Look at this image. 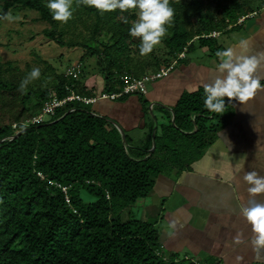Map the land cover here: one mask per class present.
<instances>
[{
  "label": "trees",
  "instance_id": "trees-1",
  "mask_svg": "<svg viewBox=\"0 0 264 264\" xmlns=\"http://www.w3.org/2000/svg\"><path fill=\"white\" fill-rule=\"evenodd\" d=\"M169 4L174 16L163 38L166 60L140 55V38L128 31L137 19L135 10L101 14L83 4L77 7L73 0L72 18L63 23L52 18L46 0H7L2 6L0 20L10 8L34 10L50 24L47 36L102 54L106 85L97 93L88 90L84 76L76 78L40 58L45 63L40 78L21 92L18 85L33 66L22 70L0 59V264H221L181 258L178 252L166 254L158 216L144 214V201L158 175L189 168L207 145V136L215 133L208 120L219 119V113L204 107L202 88L185 93L173 108L174 118L169 115L156 124V131L153 125L143 145H134L124 127L95 108L103 100L111 101L106 98L90 104L73 100L49 119L27 123L54 95L101 97L119 91L122 75L140 77L175 59L183 63L198 46L216 56L224 49L219 37L240 28L264 7V0H169ZM81 25L87 36L86 31L78 32ZM213 31L220 35H210ZM100 32L110 34V40L98 38ZM134 94L148 110L143 94L117 99ZM225 102L227 107V98ZM190 125L196 127L194 133L186 132Z\"/></svg>",
  "mask_w": 264,
  "mask_h": 264
},
{
  "label": "crops",
  "instance_id": "crops-1",
  "mask_svg": "<svg viewBox=\"0 0 264 264\" xmlns=\"http://www.w3.org/2000/svg\"><path fill=\"white\" fill-rule=\"evenodd\" d=\"M236 31H244V36L234 40L235 32L225 33L229 38L222 43L224 48L233 47L237 54L260 57L256 75L264 83V7ZM242 37L249 42L247 50L238 47ZM213 58L209 63L198 57L180 63V67L150 84L149 93L144 96L149 101L148 110L138 94L124 101L103 100L95 108L111 116L134 142L143 145L153 125L167 121L169 115L174 118L173 108L185 93L203 89L205 83H212L220 75L216 69L219 58ZM208 122L215 127V133L207 136L201 154L175 176L162 174L144 208L148 215L168 221L160 241L172 252L186 249L196 259L201 257L202 262L213 259L221 264H264V252L258 260L252 250L251 226L240 212L251 199L244 173L255 170L264 176V91L244 106L232 98L219 113V119L211 116ZM189 128L187 133L196 130L192 125ZM256 199L264 201V194H257ZM161 224L157 222V226ZM186 257L191 255L187 253Z\"/></svg>",
  "mask_w": 264,
  "mask_h": 264
},
{
  "label": "clouds",
  "instance_id": "clouds-1",
  "mask_svg": "<svg viewBox=\"0 0 264 264\" xmlns=\"http://www.w3.org/2000/svg\"><path fill=\"white\" fill-rule=\"evenodd\" d=\"M72 3L73 0H46V7L54 20L66 23L75 10ZM81 4L95 8L101 14L116 9L121 12L135 10L137 19L128 31L130 36L140 38L139 53L142 56L151 53L160 43L174 16L169 0H76L77 7ZM238 47L247 50L248 40L240 38ZM215 55L219 58L216 69L220 75L212 83L203 85V103L207 110L213 113L222 112L226 103L225 97L229 103L235 98L244 106L258 92L264 91V83L256 75L260 57L237 54L233 47L217 50ZM40 76V68L33 67L22 78L18 90L24 92L27 85ZM243 179L249 185L247 191L251 199L247 205L241 207L240 212L251 226L252 250L259 260L264 252V201L257 200L256 195L264 194V176L252 170L245 172Z\"/></svg>",
  "mask_w": 264,
  "mask_h": 264
},
{
  "label": "rangeland",
  "instance_id": "rangeland-1",
  "mask_svg": "<svg viewBox=\"0 0 264 264\" xmlns=\"http://www.w3.org/2000/svg\"><path fill=\"white\" fill-rule=\"evenodd\" d=\"M6 1L7 0H0V11ZM47 28H50V24L47 21L40 20L39 14L34 10L26 8L8 9L7 13L0 20L1 61H11L19 66L22 70H27L29 65L33 67L43 68L45 66V63L40 61V58H42L43 60L49 61L51 64H53V66L58 67L59 70H66V72L68 73L70 72L71 68L78 67V78L84 76L82 80L88 90H92L97 93V89L102 88L104 84L106 85V80H104L100 68L102 54H96L91 49L80 45H62L55 38H51L46 35L45 29ZM81 30L86 31V28L81 25V27L78 29V32ZM233 32H235V36L233 38L234 40H238V38L242 36V34L244 36V31L243 33H236V30ZM71 34L72 33L67 34L65 40H68L70 37H72ZM85 35H88L87 31ZM98 38L104 41H109L110 34H104V32H100L98 33ZM163 38L164 37H162L160 43L154 47L151 53L143 55V57L150 60L152 57L151 54H154L161 60H166L167 49L165 47V43L163 42ZM228 38L229 36H227V34H223L221 37H219V41L220 43H223L224 41H227ZM210 53V50L208 51L206 50V48L198 46L194 51L188 54V56L186 57V62H188L190 59H195L198 57L199 60L203 59L205 63H209V60L214 59V56L210 55ZM206 60L208 62H206ZM181 64H176V66L180 67ZM149 72L153 71L149 70ZM35 101L36 98H33L31 102ZM91 108H93V105H91ZM49 118L50 115L45 116V119ZM171 118L173 117L171 116ZM109 119L111 121H114L111 116L109 117ZM138 133H141L140 129L138 130ZM135 140L139 141V139ZM136 144H138V142L134 143V145ZM166 173L175 176L176 173L178 174V170L173 169L172 171H168ZM166 173H161L160 175H158L157 180L158 178H160V176H162V174L165 175ZM149 200L150 199L148 198L144 202L147 204L149 203ZM139 211L137 213H140ZM147 211L148 210L144 208V214H147ZM123 216L124 219H126L128 217V212L125 211L123 213ZM147 218L153 217H150L148 215ZM158 222L162 223L161 227L160 225L157 227L160 230V233H163V228L168 225V221H161V219H158ZM165 251L166 254H170V250H168L167 248L165 249ZM177 252L179 253L181 258L186 257V254L188 253L191 255V257L188 258H194L195 260L201 259V257L196 259V257L192 256L191 252L189 250L187 251L186 249H178Z\"/></svg>",
  "mask_w": 264,
  "mask_h": 264
},
{
  "label": "built area",
  "instance_id": "built-area-1",
  "mask_svg": "<svg viewBox=\"0 0 264 264\" xmlns=\"http://www.w3.org/2000/svg\"><path fill=\"white\" fill-rule=\"evenodd\" d=\"M244 17L240 19V21H243ZM220 34L219 31H213L210 35L212 36H218ZM180 56H184L182 53ZM177 64V60H173L171 63L163 64L161 67L153 72L146 73L140 77L124 74L121 76V80L123 81V85L120 87L119 91L111 92L104 94L103 96L99 97L97 95L93 96H84L75 92H72L70 95L59 98L57 96H53L50 100L46 101L40 111V113L30 120H27V123H39L43 119H45L46 115H51L56 112V109L58 107L64 106L67 102L78 100L82 101L86 104L97 102V100L101 98L116 100L119 97H122L124 95L133 94V93H139L143 95H147L149 93V85L156 82L157 80L163 78L170 72H172ZM78 67H73L70 69L69 74H72L74 77L78 78L79 73ZM26 123V124H27ZM17 124H14V127H16ZM53 183V182H51ZM64 191H67V187H62ZM69 201V198H67ZM203 264H209V263H203Z\"/></svg>",
  "mask_w": 264,
  "mask_h": 264
},
{
  "label": "water",
  "instance_id": "water-1",
  "mask_svg": "<svg viewBox=\"0 0 264 264\" xmlns=\"http://www.w3.org/2000/svg\"><path fill=\"white\" fill-rule=\"evenodd\" d=\"M119 129H120V131H121V133H122V135H123L124 140H126V137H125V130H124L121 126L119 127ZM154 146H155V143H154Z\"/></svg>",
  "mask_w": 264,
  "mask_h": 264
}]
</instances>
